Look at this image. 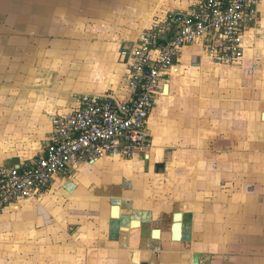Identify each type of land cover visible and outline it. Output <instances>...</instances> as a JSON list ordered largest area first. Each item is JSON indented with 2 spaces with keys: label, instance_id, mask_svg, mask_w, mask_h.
Here are the masks:
<instances>
[{
  "label": "crops",
  "instance_id": "0c3cea01",
  "mask_svg": "<svg viewBox=\"0 0 264 264\" xmlns=\"http://www.w3.org/2000/svg\"><path fill=\"white\" fill-rule=\"evenodd\" d=\"M195 1L0 0V164L33 161L78 95L128 99L121 50ZM258 13L238 63L182 48L142 152L3 212L0 264H264V0Z\"/></svg>",
  "mask_w": 264,
  "mask_h": 264
},
{
  "label": "built area",
  "instance_id": "2783aa9c",
  "mask_svg": "<svg viewBox=\"0 0 264 264\" xmlns=\"http://www.w3.org/2000/svg\"><path fill=\"white\" fill-rule=\"evenodd\" d=\"M261 0H196L167 13L160 26L141 32L121 50L129 97L82 93L75 107L51 113V131L33 161L0 164V215L11 205L39 196L56 174L102 158L131 159L150 144L147 121L181 50L197 45L214 63H238L245 32L257 24Z\"/></svg>",
  "mask_w": 264,
  "mask_h": 264
},
{
  "label": "water",
  "instance_id": "95a60500",
  "mask_svg": "<svg viewBox=\"0 0 264 264\" xmlns=\"http://www.w3.org/2000/svg\"><path fill=\"white\" fill-rule=\"evenodd\" d=\"M180 218H181V213H177L176 214L177 221L174 224V230H175L174 239H179L180 237V229H181ZM143 264H146V263H143Z\"/></svg>",
  "mask_w": 264,
  "mask_h": 264
}]
</instances>
